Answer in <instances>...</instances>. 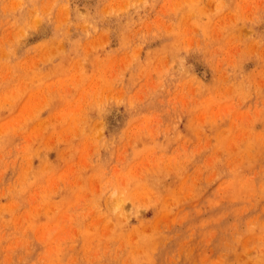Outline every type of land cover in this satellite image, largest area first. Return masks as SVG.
I'll return each instance as SVG.
<instances>
[{"label":"rangeland","instance_id":"374dc122","mask_svg":"<svg viewBox=\"0 0 264 264\" xmlns=\"http://www.w3.org/2000/svg\"><path fill=\"white\" fill-rule=\"evenodd\" d=\"M0 264H264V0H0Z\"/></svg>","mask_w":264,"mask_h":264}]
</instances>
